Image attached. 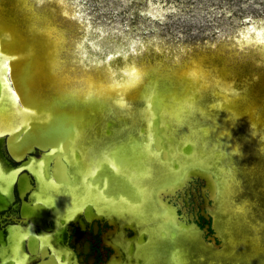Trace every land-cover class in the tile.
Returning <instances> with one entry per match:
<instances>
[{
    "label": "bare ground",
    "instance_id": "1",
    "mask_svg": "<svg viewBox=\"0 0 264 264\" xmlns=\"http://www.w3.org/2000/svg\"><path fill=\"white\" fill-rule=\"evenodd\" d=\"M95 27L67 0H0V213L28 196L0 264H82L69 227L94 219L103 264H264V23L203 47ZM195 179L219 245L187 211Z\"/></svg>",
    "mask_w": 264,
    "mask_h": 264
},
{
    "label": "rangeland",
    "instance_id": "2",
    "mask_svg": "<svg viewBox=\"0 0 264 264\" xmlns=\"http://www.w3.org/2000/svg\"><path fill=\"white\" fill-rule=\"evenodd\" d=\"M67 1L72 2L82 16L96 26V32L101 30L109 33L115 40L118 39V44L121 37H127L132 42L149 41L151 37H158L165 45L171 47L210 46L217 41L237 36L238 32L249 24L256 26L264 23V0ZM108 40L110 39H106L107 44L102 51H108L110 48ZM3 152L6 153L5 149ZM8 159L10 160L9 157ZM202 186L203 182L195 179L190 183L191 192L188 195V212H197L199 227H205L210 222L202 217L201 207L194 206L195 197L199 205L202 203ZM241 189V195L248 193L245 184ZM259 197L264 199V194L260 192ZM16 208L11 209L9 213L13 212L17 216ZM76 226L69 227V244L75 248L82 263L86 264L89 256L94 257L93 264L103 262L109 252L103 251L98 241L99 232L104 230V225L97 232L93 229L80 230Z\"/></svg>",
    "mask_w": 264,
    "mask_h": 264
},
{
    "label": "flooded vegetation",
    "instance_id": "3",
    "mask_svg": "<svg viewBox=\"0 0 264 264\" xmlns=\"http://www.w3.org/2000/svg\"><path fill=\"white\" fill-rule=\"evenodd\" d=\"M6 151V150H5ZM7 152V151H6ZM8 154V153H7ZM36 155H38V153H35ZM11 160V161H10ZM10 162L12 163V164H14V165H17V164H19L22 160H20L19 162L17 161V162H15L14 160H12V158H10ZM190 195V194H189ZM18 204V207L16 208L17 209V218L19 217V207H20V204H21V202L19 201V199H18V197L16 196V200L13 202V204L15 205V204ZM189 205H190V203H189ZM11 211V208H9V209H7L6 211H2V213H0V216H4V215H6V214H8L9 212ZM187 211H188V209H187ZM15 212V211H14ZM192 212H194V211H192ZM201 213V212H200ZM203 217V216H202ZM195 218H196V220H195V222H196V224L199 226V222L200 221H198L199 219H198V215L196 214L195 215ZM209 221V220H208ZM94 223H96V225H97V231H99V228H101V227H103V225H104V230H106V229H108L109 227H110V225L108 224V222H101V221H99V220H92V222H91V224H90V227L88 228V229H93L94 230V228H93V226H94ZM209 224H210V222H209ZM76 225H71V227L72 228H74ZM78 229H82V228H80V226L79 225H77L76 226ZM202 230H203V228L204 227H200ZM104 230H102L101 232H99V245H101L102 246V249H103V251H105V252H107V250H109V252L107 253V256H106V258L104 259V261L103 262H101V263H99V264H103L109 257H110V255L112 254V250H111V248L110 247H107V246H104V245H102V240H101V235L103 234V232H104ZM96 231V232H97ZM209 232V233H208ZM132 233V231H130L129 229H128V234H131ZM207 233L208 234H206V235H204V238L205 239H207V237L208 236H211L212 235V231L210 230V229H207ZM69 240H70V235H69ZM70 245V244H69ZM71 246V245H70ZM72 247V246H71ZM72 248H74V247H72ZM75 249V248H74ZM77 257L79 258V256H78V253H77ZM80 259V261H81V258H79ZM92 259V261H90ZM95 261H94V257L93 256H89L88 258H87V261H86V264H93ZM81 263H82V261H81ZM83 264V263H82Z\"/></svg>",
    "mask_w": 264,
    "mask_h": 264
},
{
    "label": "water",
    "instance_id": "4",
    "mask_svg": "<svg viewBox=\"0 0 264 264\" xmlns=\"http://www.w3.org/2000/svg\"><path fill=\"white\" fill-rule=\"evenodd\" d=\"M35 149H36V151H40L41 149L37 146V145H35V147H34ZM6 151H8V150H6ZM28 153L29 152H27V156H28ZM38 153V152H37ZM39 154V153H38ZM26 155H24V157H26ZM9 156H10V158H12V160H14L15 162H17L14 158H13V156L12 155H10L9 154ZM23 157V158H24ZM58 162V161H57ZM58 164V163H57ZM56 165V163H54L53 164V167ZM25 200L23 201L22 200V202H21V204H20V207H19V216L21 217L22 216V212H23V209H24V207L27 205L26 203H27V199H28V196L27 197H25L24 198ZM24 202V203H23ZM201 215L203 216V218L204 219H206V220H210V224L209 225H205V227L203 228L204 230H205V233H207V229H210L211 231H212V235L211 236H208L207 237V241H211L212 239L214 240V241H216V244H218L219 245V239L216 237V235H214V229H213V221H212V217H210V215H208L206 212H201ZM81 228V227H80ZM129 230H130V228H128ZM28 245L30 244L29 242L27 243ZM46 263V262H45ZM35 264H38V263H35ZM43 264V263H42Z\"/></svg>",
    "mask_w": 264,
    "mask_h": 264
}]
</instances>
